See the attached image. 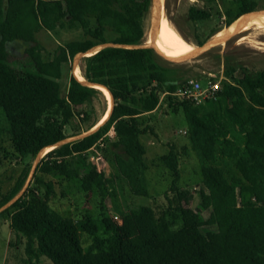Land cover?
I'll return each instance as SVG.
<instances>
[{"label":"trees","instance_id":"trees-1","mask_svg":"<svg viewBox=\"0 0 264 264\" xmlns=\"http://www.w3.org/2000/svg\"><path fill=\"white\" fill-rule=\"evenodd\" d=\"M258 2L237 0L236 8L226 11V26L255 11ZM151 7L152 0H0V137H8L22 157H37L66 140L73 107L102 92L71 75L62 97L65 65L100 44L140 45ZM189 16L193 21L210 19L195 7ZM57 27L81 28L90 38L60 45L53 59L46 60L37 34ZM108 32L115 37L109 40ZM14 41L35 43L26 55L36 70L22 75L12 68L8 44ZM83 71L87 82L103 85L113 95L111 115L89 135L47 152L37 173L57 171L81 179L86 192L97 189L106 200L114 182L91 159L113 130L122 150L115 154L121 176L133 195L148 197L146 147L140 137L152 129L142 127L140 119L155 111L165 94L168 105L183 109L191 149L203 164L199 209L191 207L194 195L180 185V155L174 146L162 158L173 174L167 205L128 209L119 220L107 211L80 220L62 215L49 204L51 184H45L46 194L40 196L44 180L38 177L1 213L8 214L11 230L26 240L29 258L46 257L53 264H264V70L243 68L237 76L228 69L230 81H223L217 97L205 104L175 96L189 80L181 67L166 64L150 47L104 48L84 57ZM219 157L239 176H229L217 165ZM26 176L0 208L22 192ZM244 195L248 198L240 201ZM203 211H209L208 219ZM206 226L216 230L205 233ZM84 236L90 239L86 245Z\"/></svg>","mask_w":264,"mask_h":264},{"label":"rangeland","instance_id":"rangeland-1","mask_svg":"<svg viewBox=\"0 0 264 264\" xmlns=\"http://www.w3.org/2000/svg\"><path fill=\"white\" fill-rule=\"evenodd\" d=\"M236 2L237 0H159L156 7L154 9L151 7L145 16V35L139 46L148 47L154 44L159 27L161 25L168 26L174 35L179 36L190 46L202 50L178 62L176 60L183 57L169 59L165 55L158 56L168 65L181 67L185 78L197 80L204 87L209 80L220 82V85L223 81H230L227 75L228 69H233L237 76L242 75L243 68L250 72L264 70V24L262 23L264 21V0H259L255 11L247 13L249 15H242L241 17L244 16L242 19L239 17L235 23L226 26L228 21L226 11L235 9ZM191 7L208 12L210 19L193 21L189 16ZM158 16L161 19L153 35L156 25L155 17ZM253 22H260V24L258 23L248 30L246 28L236 30ZM93 25L94 23H92V27ZM232 29L236 31L225 37L224 41H215L225 31ZM214 30L218 32L212 35ZM114 37L113 33H107L109 40ZM86 38L90 37L81 28L57 27L55 31L42 29L37 34V40L43 47L42 55L46 60L53 59L60 45ZM200 42H204V44L200 45ZM34 45L35 43L23 41H14L8 44V51L13 56L10 65L22 75L27 71L36 70L33 59L26 55V50ZM87 55L89 56V53ZM76 66L81 70L79 75L76 73ZM83 69L84 57L81 56V53L65 65L64 75L60 81L62 97L67 94L71 75L80 80L85 79ZM108 102L109 100L102 92L84 105L73 107L74 118L65 127L66 141H74L92 131V127L106 114ZM200 104L205 103L202 101ZM140 122L142 127L150 126L152 129L140 137L146 147L148 197L133 195L126 180L121 176L115 163V154L121 153L122 150L116 145L118 139L112 130L103 141L99 142L94 149V157L91 159L94 163L97 160L98 169L104 171L107 177L114 182V186H111L109 191L110 196L106 200H102L97 189L93 192H86L81 179H69L57 171L47 175L37 173L41 160L47 154L46 150L37 157H22L15 151L8 137H0V202L27 173L24 189L19 196L24 194L29 187L35 186L36 178L41 177L44 180V185L39 191L40 196L44 197L46 194L45 184H51L53 194L49 200L50 206L62 215L76 220L85 216L96 218L104 211L110 212L116 220H119L121 214L126 210L138 209L141 206L162 209L167 205L166 194L170 192L173 181V174L162 158L169 153L170 146H174L180 155V185L194 195L191 207L199 209L197 192L203 183V164L191 149V143L186 134L188 128L183 109L168 105L165 94H162L158 108L142 117ZM217 165L225 169L229 176H239L235 167L228 160L219 157ZM246 198L248 195L241 196L239 200L242 201ZM2 208H0V264H53L46 257H41L40 260L29 258L25 251L26 240L11 230L8 214H1L5 210ZM202 213L206 219L209 218V211ZM215 230V227L210 226L203 228L205 233ZM85 239L86 245L90 239L84 236Z\"/></svg>","mask_w":264,"mask_h":264},{"label":"bare ground","instance_id":"bare-ground-1","mask_svg":"<svg viewBox=\"0 0 264 264\" xmlns=\"http://www.w3.org/2000/svg\"><path fill=\"white\" fill-rule=\"evenodd\" d=\"M258 23L260 24V22H253L250 24H245L236 30L239 31L242 28H244V29L246 28V30H248V28L253 27ZM262 23L264 24V21ZM236 30L232 29V30L225 31V33H223L218 38H216L215 41L216 42L219 40L224 41L225 37L232 35L233 32ZM156 33H157L156 34V41L154 42V44H152V43L151 44L153 46H155L161 53H163V55H165L169 59L170 58L175 59V58H178L179 56L180 57H186V56L194 55L196 52H200L202 50L201 48L196 49L195 47L190 46L186 41L181 39L179 36L174 35L172 33V31L166 25H161L158 29V32H156ZM89 54H91V53H89ZM76 73L78 75L81 73V70L78 66H76ZM81 81H84V80H81ZM98 88H99V90H101L104 93L106 98L109 100V102H108L109 106H108V110H107L106 114L102 117L101 121L93 129L97 128L102 122H104L106 120L110 110L112 109V103H113L110 92L102 86H98ZM52 149H53V147L46 149V153L51 151Z\"/></svg>","mask_w":264,"mask_h":264},{"label":"built area","instance_id":"built-area-1","mask_svg":"<svg viewBox=\"0 0 264 264\" xmlns=\"http://www.w3.org/2000/svg\"><path fill=\"white\" fill-rule=\"evenodd\" d=\"M220 89V82L209 80L204 87L197 80L191 79L174 94L181 100H191L199 104L207 98L217 97Z\"/></svg>","mask_w":264,"mask_h":264},{"label":"water","instance_id":"water-1","mask_svg":"<svg viewBox=\"0 0 264 264\" xmlns=\"http://www.w3.org/2000/svg\"><path fill=\"white\" fill-rule=\"evenodd\" d=\"M160 1H162V0H160ZM157 2H159V0H152V9H154V8L156 7ZM160 19H161L160 16L155 17L156 25H155L154 30H153V35L155 34V29H156V27L158 26ZM107 47H125V48H130V49L141 48V46H139V45H119V44H115V43H105V44H100V45L95 46V47L92 48V50L89 51L88 53L94 54V53H97V52L101 51V50L104 49V48H107ZM148 47L153 48V49L156 51V53H157L158 55H160V56H164V55H163L161 52H159V51H158L153 45H150V46H148ZM81 56L86 57V56H88V55H87V53H81ZM186 57H187V56H186ZM186 57H183V58L178 59V60H176V61H177V62H178V61H181V60L185 59ZM76 78H77V77H76ZM77 79H78V78H77ZM78 80H79V79H78ZM79 81H81V80H79ZM81 82L84 83V84H86V85H88V86L95 87V88H97V89H99L98 86H102V87L106 88V87L103 86V85L89 83V82H87L85 79H84V81H81ZM106 89L109 91L108 88H106ZM109 92H110V91H109ZM110 94H111V92H110ZM111 97H112V102H113V103H112V109H113V106H114V97H113L112 94H111ZM112 109L110 110V112H109V114H108V117L106 118V120H105L104 122H106V121L109 119V117H110V115H111V112H112ZM104 122H102L97 128L93 129L92 131H90L89 133H87V134H85V135H83V136H80V137L77 138V139H81V138H83V137L89 135L90 133L94 132V131L97 130V129H98V128H99ZM77 139H76V140H77ZM65 143H67L66 140L61 141V142H59L58 144L53 145V149L59 147V146L62 145V144H65ZM19 197H20V196L18 195L15 199H13L11 202H9L7 205H5L2 209H4V208L6 209V207L12 205V204H13V203H14ZM2 209H1V210H2Z\"/></svg>","mask_w":264,"mask_h":264}]
</instances>
